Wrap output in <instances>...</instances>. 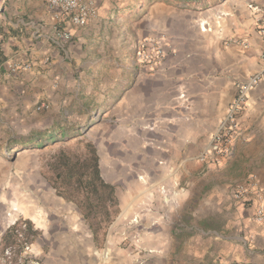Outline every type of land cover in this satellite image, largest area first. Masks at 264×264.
<instances>
[{
  "label": "crops",
  "instance_id": "crops-1",
  "mask_svg": "<svg viewBox=\"0 0 264 264\" xmlns=\"http://www.w3.org/2000/svg\"><path fill=\"white\" fill-rule=\"evenodd\" d=\"M144 1L92 0L96 12L83 27L65 15L57 17L45 0L0 5V109L43 104L56 118L65 113V121L110 128L103 143L121 153L102 159L97 146L100 162L106 160L112 172L106 177L101 170L102 176L114 185L133 174L141 186L136 200L146 209L162 189L172 197L180 177L193 180L196 170L206 168L199 155L210 146L238 84L264 69V47L252 0L248 6L219 0L207 12L196 10L198 0H153L142 12ZM246 33L249 38L239 43ZM156 36L165 39L167 55L150 72L139 68L136 49L142 39ZM11 64L17 69L12 71ZM240 121L242 129L252 127L246 138L253 145L252 130L264 122V79L250 90ZM240 152L238 146L218 171L224 173L219 181L225 180L237 219L217 221L197 235L200 241L187 237L185 264H264V221L256 220L254 204L233 197L251 168L264 195V151L257 158ZM210 190L206 185L204 195ZM143 219L114 220L101 245L86 220H29L37 233L24 243L26 253L37 264H177L174 220ZM17 221L0 220V241ZM118 234L127 245L115 256L111 249Z\"/></svg>",
  "mask_w": 264,
  "mask_h": 264
},
{
  "label": "rangeland",
  "instance_id": "rangeland-1",
  "mask_svg": "<svg viewBox=\"0 0 264 264\" xmlns=\"http://www.w3.org/2000/svg\"><path fill=\"white\" fill-rule=\"evenodd\" d=\"M7 1L0 0V5L4 7ZM151 1L153 0L144 1L146 3L140 10L142 12L148 10ZM217 1L219 0H198L195 8L201 12H207L208 7ZM242 1L248 6L249 0ZM252 1L259 6H264V0ZM34 10L38 8L35 7ZM245 38H249L247 33L239 39V43L243 44ZM261 53V58L264 59V48L261 49ZM39 106L40 104L33 105L30 109L19 107L16 111L6 107L5 112L0 109V220H18L17 222H20L18 229L21 233L20 236H12L9 240H4L6 233L1 237L0 264H37V258L31 256V253H26L28 250L25 249L24 243L29 242L27 238L31 240L36 236L34 234L36 230L27 225L26 220H86L78 205L60 195L49 180L53 176L51 166L60 151L81 154L86 152V145L91 143L102 150V159L106 158L105 154L109 152L117 155L121 153L118 146L112 147L110 143H103L106 141L102 139L105 137L104 134L112 131L110 128L103 129L99 124L80 125L69 119L65 121L66 117L68 118L65 113L56 114L58 119L55 114L48 113L46 107ZM59 124L62 125L61 128L64 127L62 129L64 133L59 132L61 136L59 135L56 141L42 148H36L29 143V139L33 136L50 135L60 131ZM251 129L252 127L246 130ZM242 130L243 134L235 141V152L237 147L241 146L240 155L246 156L244 153H247L250 157L257 158L264 151V122L261 121L256 129L252 130L253 135L249 142H253V145L247 144V131ZM200 156L199 159L207 165L206 168L201 167L202 169L196 170L193 180L180 177L179 182L175 183L178 192L171 193L172 197H165L162 189L158 194L160 197L152 201V208L144 209L141 206L142 202L136 200L137 191L141 186L138 178L133 174H126L124 177L126 182L114 184L120 209L114 220H144L143 218L147 220L153 216H156L158 220H174L173 227L178 232L179 243L177 264H185L188 259L184 253L187 247L183 244L187 237L192 235L197 237L202 230L218 226L221 223L217 222L219 220L237 219V208L231 205L226 197L228 193L227 186H224L225 180L221 178L219 181L218 177V174L224 175L218 172L220 164L224 161L230 162L235 155L223 160H215L211 156L201 160ZM106 163V160H101L100 166L102 165L101 170L107 177L112 172L108 169L110 167L107 168ZM147 164L153 166V162H146ZM208 164H213L215 168H209ZM253 171L254 169L251 168L243 180L239 181H245L250 175L257 177ZM206 185H209L212 192L209 196L204 195ZM132 197L136 201L130 203L128 207L125 206ZM151 198L153 200L154 195L148 197L149 200ZM201 220L206 221L203 223ZM12 226L14 224L10 227ZM108 228L98 233L99 245L105 239ZM197 238L200 241V237ZM113 241L114 248L111 251L114 250L116 256L119 247L127 245V240L123 239V235L118 234ZM86 243L91 245L90 241Z\"/></svg>",
  "mask_w": 264,
  "mask_h": 264
},
{
  "label": "built area",
  "instance_id": "built-area-1",
  "mask_svg": "<svg viewBox=\"0 0 264 264\" xmlns=\"http://www.w3.org/2000/svg\"><path fill=\"white\" fill-rule=\"evenodd\" d=\"M48 7L57 17L65 15L70 22L77 26H86L89 19L95 14L96 8L92 0H45ZM255 15L258 32L263 40L264 47V6L249 4ZM68 39L69 33H64ZM167 43L164 38L148 37L142 39L137 45L136 61L139 68L150 72L156 71L167 55ZM48 59H46V62ZM29 63L25 64L28 67ZM12 71L17 65L11 64ZM264 79V69L248 76L246 80L238 84V91L230 102L224 118L221 120L217 131L214 133L210 147L202 152L200 158L205 160L211 156L215 160L230 159L235 155V141L243 134L241 115L246 109L250 90L257 87ZM39 107H43L41 104ZM233 197L246 203L255 205V218L259 222L264 221V195L259 180L250 175L245 181L236 185ZM29 249L26 246V250Z\"/></svg>",
  "mask_w": 264,
  "mask_h": 264
},
{
  "label": "trees",
  "instance_id": "trees-1",
  "mask_svg": "<svg viewBox=\"0 0 264 264\" xmlns=\"http://www.w3.org/2000/svg\"><path fill=\"white\" fill-rule=\"evenodd\" d=\"M59 132L64 133L61 129L54 134L33 136L29 139V143L36 148H42L56 141L59 135L61 136ZM51 169L53 176L49 180L52 185L60 195L78 205L95 235L106 230L120 210L119 199L116 186L107 182L102 176L97 147L88 143L86 152L81 154L62 150ZM25 223L31 225L29 220ZM19 224L20 222H16L8 229L4 240H9L12 236H20ZM36 233L37 231L34 234ZM27 241L30 239L27 238Z\"/></svg>",
  "mask_w": 264,
  "mask_h": 264
}]
</instances>
